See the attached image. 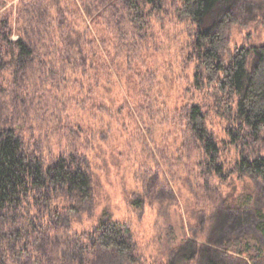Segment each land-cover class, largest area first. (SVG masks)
<instances>
[{"label":"rangeland","instance_id":"1","mask_svg":"<svg viewBox=\"0 0 264 264\" xmlns=\"http://www.w3.org/2000/svg\"><path fill=\"white\" fill-rule=\"evenodd\" d=\"M27 1L6 0L0 15ZM40 1L55 15L66 13L75 41L81 40L76 31L88 23L100 56L108 58L107 46L116 62L128 63L124 62L125 69L115 68L113 86L102 75L95 97L105 105L92 107L88 99L82 100L87 91L73 90L82 83L70 79L73 66L65 80L57 82L51 70H46L49 78L44 77V83L39 74L33 75L28 82L32 93L25 96L29 91L25 87L16 104L10 103L12 70L0 71V110H6L3 116L12 111L8 126L23 138L25 149L44 160L46 167L60 154L73 158L92 173L95 186L93 202L79 203L65 188L50 187L48 192L32 190L24 203L8 209L0 219V263L89 264L92 252L97 251L89 230L95 229L102 213L109 210L130 227L138 264H157L155 258L166 249L170 230L177 238L205 242L222 200L233 202L247 188L254 198L252 204L229 209L217 241L239 234L264 243L255 214L257 209L264 211V180L238 168L243 157L264 156V132L256 137L241 129L235 102V109H228L226 96L209 82L194 49L196 26L181 13V1H140L144 7L142 27L132 21L126 0H112L113 5L108 0H85L94 21L80 7L82 21L70 0ZM77 2L81 5L82 0ZM233 6L241 16L230 31L232 46L264 42V0H237ZM16 9L12 39L20 36ZM60 61L62 66H70L68 58ZM79 72L80 67L76 76ZM127 72L133 74L130 85ZM61 83L65 101L54 96L55 91L62 92L53 91L52 85ZM118 92L124 95L120 97ZM115 95L118 103L113 105L109 99ZM17 104L22 113H15ZM195 105L205 114L208 136L219 148L216 164L224 165L221 175L213 174L215 167L209 165L205 139H199L190 127L188 115ZM119 263L112 254L97 262Z\"/></svg>","mask_w":264,"mask_h":264},{"label":"trees","instance_id":"2","mask_svg":"<svg viewBox=\"0 0 264 264\" xmlns=\"http://www.w3.org/2000/svg\"><path fill=\"white\" fill-rule=\"evenodd\" d=\"M70 1L77 7L82 21H84V11L93 17L92 9L88 7L85 0H82L81 5L77 0ZM140 1L143 0H126V4L132 21L139 23L142 27L144 7ZM145 1L147 4L153 0ZM180 1L181 13L196 26L194 49L198 53L201 66L209 75V82L214 83L216 89L226 96L224 101L228 109L234 110L233 102H235L236 117L242 121L241 129L258 137L264 132V42L250 46H232L230 31L234 25L238 24L241 16L238 9L236 10L233 6L237 0ZM4 2L6 0L0 1V6H7L8 2ZM108 2H110L109 5L114 4H111L112 0ZM9 9L8 12L0 15V71L10 72L9 70H12L9 82H13L11 84L13 94L10 103L12 101L17 103L21 96L19 92H23L25 87L29 90L31 85L28 82L33 75L39 74V79L44 83V77L49 78V75L45 73L46 70H51L57 82L64 79L68 70H71L69 68L73 66L70 79L74 82H82L80 87L73 90H78L79 93L87 91L88 96L82 100L86 102L88 99L89 107L104 106V101L95 97V93L99 94L97 89L103 81L102 75L113 86L115 83L114 70L117 66L118 69H125L126 60L116 62L115 55H112V50L107 46L104 49L108 53V58L100 56L99 46L96 44L88 23H83V30L76 31V35L83 41H75L74 33L66 21V13L55 15L51 7L41 3L40 0L27 1L26 5L21 4L13 11ZM15 9L18 21L21 22L20 36L12 39L14 25L12 13H15ZM92 20L94 21V17ZM61 26L67 28L66 32L61 29ZM66 47L68 49L65 51ZM54 51H57L56 54ZM67 58L71 61L68 68L60 64V60L64 61ZM78 67H80V76H76ZM42 71L45 74H42ZM132 76L133 74L126 73L128 85L132 81ZM62 85L61 83L52 86L53 91L55 88L62 92L59 94L55 91V99L60 97L65 101L67 95ZM44 92L47 91L44 90ZM24 93L28 96L32 92L29 90ZM118 94L120 97L124 95L122 92ZM78 98L81 96L79 95ZM109 101L113 105L118 103L116 95L112 96ZM191 109L188 115L190 127L199 139H205L204 147L209 165L215 167L213 174L221 175L224 165L216 164L220 156L219 148L212 136H208L204 125L205 114L199 105ZM14 110L15 113H22L18 104ZM4 111L6 112V110H0V219L11 207L17 208L24 203L34 189L65 188L67 194L75 196L79 203L93 202L95 186L92 173L64 154H60L54 163L46 167L44 160L34 154L31 155L25 149L23 138H20L17 132L8 126L10 121L8 117L12 111L9 109V112L3 116ZM238 164L243 174L261 177L264 180V156L243 157ZM46 191L48 192V189ZM253 199L248 188L234 198L233 202L223 199L218 206L220 212L213 214L214 224L209 228L205 242H200L194 237L177 238L174 231L170 230L166 249L156 256V263L250 264L253 261L254 264H264V243L260 241L253 242L247 236L239 234L217 241L219 238L217 233L229 209H234V207L243 209L246 205H251ZM135 203L142 206L140 202ZM255 214L260 221L258 228L264 235V211L257 209ZM89 234L92 235L93 246H97V251L92 252L94 258L89 261V264H97L100 258L103 256L107 258L110 254L118 258L119 264H138L139 256L130 238V227L123 221L115 219L109 210L102 213L95 229L89 230Z\"/></svg>","mask_w":264,"mask_h":264}]
</instances>
